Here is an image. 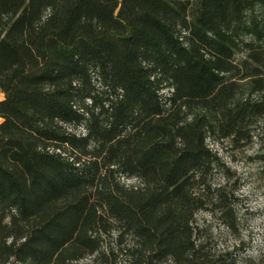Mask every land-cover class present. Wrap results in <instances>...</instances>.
Masks as SVG:
<instances>
[{"label": "trees", "instance_id": "16d2710c", "mask_svg": "<svg viewBox=\"0 0 264 264\" xmlns=\"http://www.w3.org/2000/svg\"><path fill=\"white\" fill-rule=\"evenodd\" d=\"M0 89V264H264L196 221L236 231L264 0H0Z\"/></svg>", "mask_w": 264, "mask_h": 264}, {"label": "rangeland", "instance_id": "374dc122", "mask_svg": "<svg viewBox=\"0 0 264 264\" xmlns=\"http://www.w3.org/2000/svg\"><path fill=\"white\" fill-rule=\"evenodd\" d=\"M224 169H217L212 175L213 184L225 185L233 192L234 211L237 214L236 231H232L219 218V212L200 210L196 221L202 224L217 248L227 249L239 241L250 243L248 252L259 253L264 247V130L256 126L250 140L235 145L229 140L212 142ZM136 182V178L127 179ZM18 264V263H13Z\"/></svg>", "mask_w": 264, "mask_h": 264}, {"label": "crops", "instance_id": "0c3cea01", "mask_svg": "<svg viewBox=\"0 0 264 264\" xmlns=\"http://www.w3.org/2000/svg\"><path fill=\"white\" fill-rule=\"evenodd\" d=\"M4 95H5L4 92L0 89V100L4 98ZM1 120H2V117L0 116V122Z\"/></svg>", "mask_w": 264, "mask_h": 264}]
</instances>
